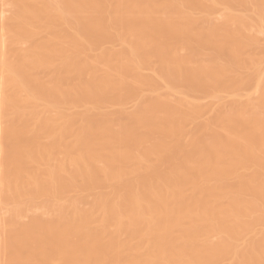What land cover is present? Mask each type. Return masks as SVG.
I'll return each mask as SVG.
<instances>
[{"label":"bare ground","instance_id":"6f19581e","mask_svg":"<svg viewBox=\"0 0 264 264\" xmlns=\"http://www.w3.org/2000/svg\"><path fill=\"white\" fill-rule=\"evenodd\" d=\"M0 264H264V0H0Z\"/></svg>","mask_w":264,"mask_h":264},{"label":"rangeland","instance_id":"374dc122","mask_svg":"<svg viewBox=\"0 0 264 264\" xmlns=\"http://www.w3.org/2000/svg\"><path fill=\"white\" fill-rule=\"evenodd\" d=\"M7 12L5 11L4 14H6Z\"/></svg>","mask_w":264,"mask_h":264}]
</instances>
